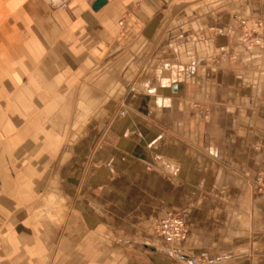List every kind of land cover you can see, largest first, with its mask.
I'll return each mask as SVG.
<instances>
[{
    "label": "crops",
    "instance_id": "0c3cea01",
    "mask_svg": "<svg viewBox=\"0 0 264 264\" xmlns=\"http://www.w3.org/2000/svg\"><path fill=\"white\" fill-rule=\"evenodd\" d=\"M94 1L0 0V264H264V0Z\"/></svg>",
    "mask_w": 264,
    "mask_h": 264
},
{
    "label": "built area",
    "instance_id": "2783aa9c",
    "mask_svg": "<svg viewBox=\"0 0 264 264\" xmlns=\"http://www.w3.org/2000/svg\"><path fill=\"white\" fill-rule=\"evenodd\" d=\"M55 3L57 0H48ZM59 6H66L64 0H60ZM241 38L248 46L264 45V20L263 19H242L241 20ZM201 112V110H200ZM204 118H208L209 113H202ZM253 185L258 191L264 192V171L258 172L253 178ZM185 212H167L164 217L154 221L153 229L155 234L169 245L170 254L173 256H183L179 243L187 235V224L185 221ZM182 264H217L213 259H207L196 255H184Z\"/></svg>",
    "mask_w": 264,
    "mask_h": 264
},
{
    "label": "rangeland",
    "instance_id": "374dc122",
    "mask_svg": "<svg viewBox=\"0 0 264 264\" xmlns=\"http://www.w3.org/2000/svg\"><path fill=\"white\" fill-rule=\"evenodd\" d=\"M242 19H249V18H241V19H239V22L241 23V20ZM252 19H261V18H252ZM241 26V25H240ZM122 108H124L123 107V105H121V107H120V112H122L124 109H122ZM204 111L203 110H201V114L203 113ZM181 253H183V255H189V254H186V253H184L183 251H182V249H181ZM181 258V256H175V259L178 261V263L179 264H182L183 263V261L180 259ZM182 258H184V257H182Z\"/></svg>",
    "mask_w": 264,
    "mask_h": 264
},
{
    "label": "water",
    "instance_id": "95a60500",
    "mask_svg": "<svg viewBox=\"0 0 264 264\" xmlns=\"http://www.w3.org/2000/svg\"><path fill=\"white\" fill-rule=\"evenodd\" d=\"M105 2L106 0H95L92 4V8L96 10L101 7Z\"/></svg>",
    "mask_w": 264,
    "mask_h": 264
},
{
    "label": "bare ground",
    "instance_id": "6f19581e",
    "mask_svg": "<svg viewBox=\"0 0 264 264\" xmlns=\"http://www.w3.org/2000/svg\"><path fill=\"white\" fill-rule=\"evenodd\" d=\"M184 258H182V260H183ZM209 259V258H208Z\"/></svg>",
    "mask_w": 264,
    "mask_h": 264
}]
</instances>
